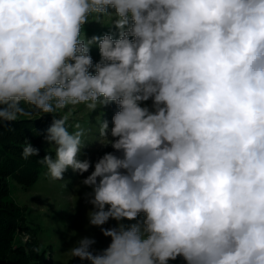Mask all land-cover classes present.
<instances>
[{"label":"clouds","instance_id":"9594fccd","mask_svg":"<svg viewBox=\"0 0 264 264\" xmlns=\"http://www.w3.org/2000/svg\"><path fill=\"white\" fill-rule=\"evenodd\" d=\"M105 17L118 38H85ZM110 103L114 139L108 121L98 131L115 152L82 184L89 224L111 243L83 237L71 257L264 264V0H0V127L53 114L55 157L40 159L51 179L92 166L77 159L87 131L69 106ZM38 154L25 141L22 156Z\"/></svg>","mask_w":264,"mask_h":264},{"label":"rangeland","instance_id":"374dc122","mask_svg":"<svg viewBox=\"0 0 264 264\" xmlns=\"http://www.w3.org/2000/svg\"><path fill=\"white\" fill-rule=\"evenodd\" d=\"M109 11L112 12L114 9L109 8ZM84 27L94 30L90 34H85L83 28V34L86 38H91L92 36L102 37L104 34H108L109 30L118 32L110 24V18L108 17L103 19V23L96 22L90 18ZM93 46L94 53L90 52V55L95 64L100 61L101 57L98 44ZM90 70L95 72L94 67ZM141 106H148L151 109L152 100L143 102ZM69 107L71 108L69 123L79 122L87 131V135L84 138L85 146L82 147L77 159L81 161L89 160L92 165L89 171L80 174L69 168L64 173L63 180L56 181L48 175L45 166L42 177L29 188L14 178L5 181L3 179L0 180V192L3 191L4 196L13 202H10L12 204L9 206L11 210L14 212L20 210L24 214V220L16 226L14 246L16 247L18 244V247L26 248L34 243L41 248L44 247L43 250L46 253V262L48 264H89L88 261L72 258L69 252L83 237L95 239L96 243L92 245V249L95 251H101L111 243V238L104 237L100 228L89 224L88 214L93 209V206L88 203L86 194L91 192V188L83 185L82 181L94 170V164L99 158L107 152H115L110 145L105 146L100 143L98 129L100 123L105 120L108 121V138L114 139L110 136L112 116L119 109L114 103L100 106L91 113L84 105ZM68 111L69 109H65L59 115L62 116ZM59 115L56 114L55 116L59 117ZM47 116H53V114H33L30 118ZM44 123H47V121H44ZM73 130L72 128L69 129V131ZM46 136L47 134L44 131L40 133L36 140L43 142H38V146L55 151L53 145L46 140ZM116 154L119 155V153ZM6 209L10 210V208ZM143 218V214H141L137 220L142 221ZM136 222V220L122 221L125 225H131ZM116 225L117 221L110 219L102 227L111 228ZM168 264H187V262L182 257H178L174 261L170 260Z\"/></svg>","mask_w":264,"mask_h":264},{"label":"trees","instance_id":"16d2710c","mask_svg":"<svg viewBox=\"0 0 264 264\" xmlns=\"http://www.w3.org/2000/svg\"><path fill=\"white\" fill-rule=\"evenodd\" d=\"M84 30L85 34L94 31L88 27H84ZM109 33L113 34L114 38H118V32L109 30ZM93 47L92 45L90 48L91 53H94ZM90 72L95 74L91 70ZM22 107L27 109L24 105ZM55 118L59 117L55 116ZM52 121L53 116L32 119L21 115L16 121L4 122V125L0 127V180L14 178L29 188L42 177L45 165L40 163V159L47 154L55 157V151L39 147L38 142L43 141H37L36 138L43 131L47 134ZM25 141L39 149L38 156L27 159L22 156ZM10 202L13 203L11 199L4 196L3 191L0 192V264H48L44 247L41 248L34 243L26 248L18 247V244L14 246L16 226L24 220V214L20 210L12 211L9 207L12 205Z\"/></svg>","mask_w":264,"mask_h":264}]
</instances>
